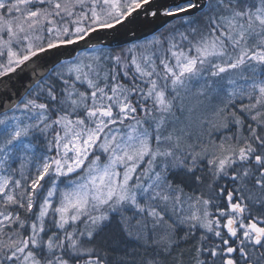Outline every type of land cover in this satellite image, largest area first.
Here are the masks:
<instances>
[{
    "label": "snow or ice",
    "instance_id": "obj_1",
    "mask_svg": "<svg viewBox=\"0 0 264 264\" xmlns=\"http://www.w3.org/2000/svg\"><path fill=\"white\" fill-rule=\"evenodd\" d=\"M0 264H264V0H0Z\"/></svg>",
    "mask_w": 264,
    "mask_h": 264
}]
</instances>
